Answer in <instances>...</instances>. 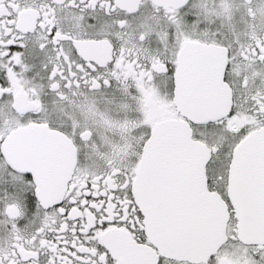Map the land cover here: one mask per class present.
Instances as JSON below:
<instances>
[{"label":"snow or ice","instance_id":"6c2138e0","mask_svg":"<svg viewBox=\"0 0 264 264\" xmlns=\"http://www.w3.org/2000/svg\"><path fill=\"white\" fill-rule=\"evenodd\" d=\"M0 264H264V0H0Z\"/></svg>","mask_w":264,"mask_h":264}]
</instances>
